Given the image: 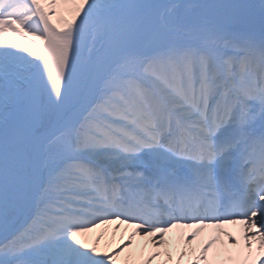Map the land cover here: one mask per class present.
I'll return each instance as SVG.
<instances>
[{
	"label": "snow or ice",
	"instance_id": "snow-or-ice-1",
	"mask_svg": "<svg viewBox=\"0 0 264 264\" xmlns=\"http://www.w3.org/2000/svg\"><path fill=\"white\" fill-rule=\"evenodd\" d=\"M137 236L121 264H264V0H0V264Z\"/></svg>",
	"mask_w": 264,
	"mask_h": 264
},
{
	"label": "bare ground",
	"instance_id": "bare-ground-1",
	"mask_svg": "<svg viewBox=\"0 0 264 264\" xmlns=\"http://www.w3.org/2000/svg\"><path fill=\"white\" fill-rule=\"evenodd\" d=\"M119 231H115L117 228V225L112 224L108 226H103L99 229L94 230L91 234H89L85 239L87 242L91 245L96 236L102 235L103 239H101L100 247L101 250H119L118 246H122L124 243H127V237L129 233L133 231V229L127 227V225H119ZM226 230L232 231L233 234L236 232V227L228 225L226 226ZM215 233V230L212 228H206L204 229L201 236L197 237L194 244L191 246V248H195L197 251L201 246H203L207 240ZM190 232L189 230L182 231L179 229H174L172 232H170L166 237L165 240L168 242V250L171 251L173 260H175L178 256V253L187 248L188 246L184 243V239H189ZM221 239H224L223 237ZM147 244V249L145 250V255L148 251L153 250V246L148 243L146 240L142 239L141 237L137 236L135 241L132 243V247L125 249L122 256L118 259L117 264H121V261L125 256H128L130 253H138L139 250L144 247V245ZM219 247V246H217ZM161 251H164V249H160ZM190 250V249H189ZM215 251V249L213 250ZM165 257H161L159 260L154 261L153 264H164ZM190 257H185V260L183 261V264H188Z\"/></svg>",
	"mask_w": 264,
	"mask_h": 264
},
{
	"label": "rangeland",
	"instance_id": "rangeland-1",
	"mask_svg": "<svg viewBox=\"0 0 264 264\" xmlns=\"http://www.w3.org/2000/svg\"><path fill=\"white\" fill-rule=\"evenodd\" d=\"M253 2H258V0H253ZM53 20L55 21V17L53 18ZM8 226L12 227V220L8 222Z\"/></svg>",
	"mask_w": 264,
	"mask_h": 264
}]
</instances>
